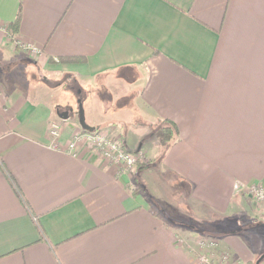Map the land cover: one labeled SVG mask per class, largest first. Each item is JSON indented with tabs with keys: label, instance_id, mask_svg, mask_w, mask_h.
Here are the masks:
<instances>
[{
	"label": "crops",
	"instance_id": "obj_1",
	"mask_svg": "<svg viewBox=\"0 0 264 264\" xmlns=\"http://www.w3.org/2000/svg\"><path fill=\"white\" fill-rule=\"evenodd\" d=\"M18 9L0 34V264H198L202 236L222 264H264V203L236 187L264 186V0H0V21ZM78 99L151 161L67 152ZM161 119L178 131L165 150Z\"/></svg>",
	"mask_w": 264,
	"mask_h": 264
},
{
	"label": "built area",
	"instance_id": "obj_2",
	"mask_svg": "<svg viewBox=\"0 0 264 264\" xmlns=\"http://www.w3.org/2000/svg\"><path fill=\"white\" fill-rule=\"evenodd\" d=\"M5 33L9 36L7 25L0 21V34ZM29 55L36 57L40 53V49L32 44L16 43ZM49 133L52 137H57L59 134V122L54 120L49 123ZM82 142L84 149L87 152H94L105 158L108 163L115 164L123 169L135 172L139 162L147 159L146 152L143 149L130 150L124 146L121 135L116 133L113 128H95L92 131L79 129L66 142L65 149L71 154H78L80 151L79 143ZM143 157H145L143 159ZM142 165V164H140ZM139 166V165H138ZM236 187L242 189L244 194L249 197L255 204L264 203V186L259 184H244L236 183ZM201 246L205 247L198 253L196 259L198 264H222L213 259L212 253L208 248L216 247L217 241L211 238L208 241H201ZM221 260L226 262L227 255H221Z\"/></svg>",
	"mask_w": 264,
	"mask_h": 264
},
{
	"label": "rangeland",
	"instance_id": "obj_3",
	"mask_svg": "<svg viewBox=\"0 0 264 264\" xmlns=\"http://www.w3.org/2000/svg\"><path fill=\"white\" fill-rule=\"evenodd\" d=\"M25 53H27L26 51H24ZM26 55H28V53L26 54ZM30 57H34V56H31V55H29ZM17 62H25V59L24 58H22V56H20L19 58H18V60H17ZM23 64V63H22ZM34 69V68H33ZM19 71H21V67H18V69H15V72L16 73H19ZM31 71H34V70H31ZM36 74V77H38V78H40L41 76L39 75V74H37V73H35ZM31 76V74L30 73H28V77H30ZM61 80H63V79H61ZM51 82V81H50ZM116 90H121V89H119V88H115V91ZM117 92V91H116ZM80 128V127H79ZM78 128V129H79ZM122 138V137H121ZM145 157H143V159H144ZM149 161H151V159L149 160V158L147 157V159L145 158V161L143 162V161H141V162H139L138 163V165H137V167H136V170H137V168L138 167H140L141 165L140 164H142L143 166L145 165H147L148 164V162ZM142 167V166H141ZM135 170V171H136ZM133 173V172H132ZM137 189L138 190H144L143 188H142V186H139L138 185V187H137ZM152 196V197H151ZM148 195V197H149V201L151 202V204L154 206V207H156L157 209H158V211L160 212V213H162L164 216H166L167 218L169 217V219L171 220V221H173V222H176V223H178V224H182V226H183V228H186V227H184L185 225H188V224H190V223H192V224H196V221L193 219V217L192 218H188L189 216L185 213V212H183V211H181L178 207H176V206H174V212H172V209H170V205L168 204V201H166V199H168V198H166V199H164L163 197L161 198V197H158V196H154V195ZM182 200V199H181ZM183 206H184V204H182ZM173 206V205H172ZM188 223V224H187ZM185 224V225H184ZM201 232H203L204 231V229H201L200 230ZM206 232V231H205ZM201 239L203 240V241H208V240H210L211 239V237H207V236H202L201 237ZM201 240V241H202Z\"/></svg>",
	"mask_w": 264,
	"mask_h": 264
},
{
	"label": "trees",
	"instance_id": "obj_4",
	"mask_svg": "<svg viewBox=\"0 0 264 264\" xmlns=\"http://www.w3.org/2000/svg\"><path fill=\"white\" fill-rule=\"evenodd\" d=\"M19 16H20V9H18L14 20L7 25L9 31V38L12 40L18 28ZM150 131H151L150 134L154 137V139L158 142V144L161 146V149L163 150H165L177 138V134H178L176 125L168 119L159 120L155 124L154 128L151 129ZM6 175L10 183H12L14 189L16 190V192L19 193L18 195L20 196L18 186H16L13 177L7 171H6Z\"/></svg>",
	"mask_w": 264,
	"mask_h": 264
},
{
	"label": "water",
	"instance_id": "obj_5",
	"mask_svg": "<svg viewBox=\"0 0 264 264\" xmlns=\"http://www.w3.org/2000/svg\"><path fill=\"white\" fill-rule=\"evenodd\" d=\"M77 112H78L79 124L81 128L88 130V131L94 130L95 129L94 126H91L85 122L83 106H82V102L80 99H78V111Z\"/></svg>",
	"mask_w": 264,
	"mask_h": 264
}]
</instances>
